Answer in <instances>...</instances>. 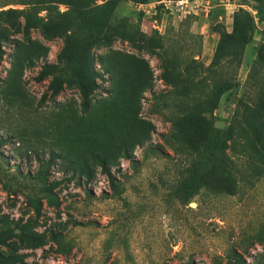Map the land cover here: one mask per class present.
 <instances>
[{"label":"rangeland","instance_id":"obj_1","mask_svg":"<svg viewBox=\"0 0 264 264\" xmlns=\"http://www.w3.org/2000/svg\"><path fill=\"white\" fill-rule=\"evenodd\" d=\"M10 8L24 7L5 9ZM240 9L256 21L254 30L246 31L242 87L228 93L214 115L178 128L200 146L211 127L232 126L228 148L180 154L167 143L174 125L168 112H155L154 97L179 83L181 88L198 84L209 73L222 35L234 32ZM3 28L0 231L16 228L31 238H13L11 248L0 247L3 252L26 254L30 264H264V102L245 99L253 111L241 107L235 118L251 65L264 51V22L252 3L121 0L108 29L112 40L92 51L100 77L87 108L78 87L52 96L50 79L35 80L45 63L57 62L64 37ZM180 34L189 45L191 34L201 37L202 54L173 87L164 79L163 50L149 39L161 36L176 48L172 40ZM103 159L115 184L101 167ZM193 165L205 184L182 205L172 193ZM44 187L52 189L59 207ZM34 199L40 201L39 214Z\"/></svg>","mask_w":264,"mask_h":264},{"label":"trees","instance_id":"obj_2","mask_svg":"<svg viewBox=\"0 0 264 264\" xmlns=\"http://www.w3.org/2000/svg\"><path fill=\"white\" fill-rule=\"evenodd\" d=\"M134 4H147L149 0H129ZM242 5L253 4L258 14V21L264 22V0H240ZM121 0H0V66L4 59L2 42L7 40L4 24L11 28H22L24 35L29 36L32 30H41L48 38L64 37V47L57 56L56 63H45L35 80L43 82L50 79L48 91L52 96L59 95L65 88L78 87L84 99V104L89 107V101L94 92L99 88L97 80L99 73L94 67L92 51L102 41H111L108 29L120 6ZM10 5L24 7L23 9H5ZM61 6L66 11L60 10ZM45 13L46 16H42ZM20 19H24L21 23ZM256 21L253 16L240 9L235 16V29L232 34L222 35L216 49L209 73L198 81V84H190V87H179L166 93L155 95L157 101L156 113H165L174 125V131L167 138V143L180 154L202 153L207 147L217 150H227L228 142L232 135V126L228 129L211 127L207 133L206 141L200 146L193 144L178 130L181 125H189L197 118L205 115H214L223 98L230 92L242 87L239 82V70L242 67L246 47L250 42L246 31H253ZM198 39L201 37L191 34L190 45L186 37L180 34V40L173 41L175 46H167L164 37L153 36L149 43L153 48L163 50L165 55L164 79L171 86H178V82L185 74L191 72L193 64H197L196 58H201L202 46ZM191 46V47H190ZM192 49L191 62H186V54ZM264 52V51H263ZM260 51L249 70L246 84L243 86V96L238 100L235 118L240 116L241 107L253 111L249 101L264 102V53ZM193 90L201 93H192ZM264 107V106H263ZM236 119L234 121H236ZM264 141V134L261 137ZM6 141L1 142L4 144ZM81 163V162H80ZM79 163V164H80ZM187 169L181 176L178 185L173 190L175 199L180 204L191 202L205 184V176L196 167ZM101 167L115 184V179L108 170L107 160H101ZM84 173V172H82ZM42 177L47 172H40ZM48 195L50 203L55 207L60 202L53 194L52 189L43 188ZM32 206L37 214L41 211L40 201L33 200ZM1 223V221H0ZM19 238L21 241H30V237L17 229L0 231V247L11 248V240ZM53 239L63 247L58 236ZM58 249V253H62ZM0 264H30L27 255L18 252L5 253L0 248ZM238 264H245L239 261Z\"/></svg>","mask_w":264,"mask_h":264}]
</instances>
